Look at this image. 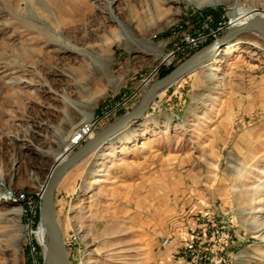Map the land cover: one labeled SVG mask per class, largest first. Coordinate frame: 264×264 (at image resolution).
<instances>
[{"label":"rangeland","instance_id":"obj_1","mask_svg":"<svg viewBox=\"0 0 264 264\" xmlns=\"http://www.w3.org/2000/svg\"><path fill=\"white\" fill-rule=\"evenodd\" d=\"M255 14L264 0H0V264H45L40 201L57 164ZM188 36L200 41L181 51ZM228 43L238 49L160 91L115 136L130 141L104 143L62 177L72 264H194L181 237L198 233L200 264H264V37ZM86 123L95 133L70 151Z\"/></svg>","mask_w":264,"mask_h":264},{"label":"water","instance_id":"obj_2","mask_svg":"<svg viewBox=\"0 0 264 264\" xmlns=\"http://www.w3.org/2000/svg\"><path fill=\"white\" fill-rule=\"evenodd\" d=\"M253 28H257L260 34L264 37V17L256 16L245 25L231 27L226 34L216 38L207 46L199 49L170 73L157 79L145 91L132 111L123 114L117 120L94 135L52 171L40 201V221L44 220L47 229V237L45 241V264L53 261L55 264H72L62 234V228L58 222L55 203L57 186L66 172L82 161L94 149L107 142L110 138L117 135L133 122L144 117L150 104L165 87L170 85L173 81L179 80L187 73L202 66L214 55L217 48L226 45L238 34L249 32Z\"/></svg>","mask_w":264,"mask_h":264},{"label":"bare ground","instance_id":"obj_3","mask_svg":"<svg viewBox=\"0 0 264 264\" xmlns=\"http://www.w3.org/2000/svg\"><path fill=\"white\" fill-rule=\"evenodd\" d=\"M188 1H192V0H188ZM199 5L200 6H202V2H200L199 3ZM108 9L110 10V4L108 5ZM111 12V11H110ZM256 16H262V17H264V15H262V14H255V15H253L251 18H249L248 20H246L245 22H243V20L242 19H235L234 21H233V23H232V26H230L229 28H231V27H238V26H241V25H245L246 23H248L250 20H252L254 17H256ZM64 28H66V27H64ZM228 28V29H229ZM249 32H258V34H260V32H259V30L257 29V28H253L251 31H249ZM134 40V39H133ZM200 40L199 39H197L196 41H195V43H197V42H199ZM144 46V45H143ZM72 47H74V46H72ZM92 49L94 48V47H91ZM144 48H146V50L147 51H149V52H152V53H154L157 57H159V56H162L163 57V60L164 61H168V60H170L171 58H172V55L171 54H164L163 53V50L161 49V48H159L158 46H156V45H153V44H150V45H146V46H144ZM74 49H77L76 47H74ZM78 49H81V48H79L78 47ZM236 49H238V47H236V45L235 44H232V43H228V44H226V45H222V46H220L219 48H217L216 50H215V53H214V55L209 59V60H207L203 65H209V63H212L213 62V64H215V62L217 63V58L219 57V55L220 54H222V53H224V52H230V51H234V50H236ZM2 54V53H1ZM28 53H26V52H21V54H20V56H22L23 58H26V59H28ZM213 67V66H212ZM212 69V68H211ZM214 69V68H213ZM176 81H178V80H175V81H173L171 84H173L174 82H176ZM170 84V85H171ZM170 85H168V86H170ZM167 86V87H168ZM167 87H165V88H167ZM164 88V89H165ZM130 126V125H129ZM128 128V127H127ZM126 129V128H125ZM123 131V130H122ZM120 133V132H119ZM116 136V135H115ZM115 136H113L112 138H110L108 141H109V143H114V141H116V139H117V141L119 140V141H122V143L123 142H127V141H130V136H128V135H124V134H120V135H118L117 137H115ZM115 137V138H114ZM107 141V142H108ZM106 143V142H105ZM104 144V143H103ZM102 144V145H103ZM102 145H100V146H102ZM99 146V147H100ZM99 147H97V148H99ZM96 148V149H97ZM95 150V149H94ZM68 158V157H67ZM66 158V159H67ZM60 158L58 157L57 158V160H59ZM63 162V161H62ZM61 162V163H62ZM60 164V163H59ZM59 164H57L53 169H52V171L59 165ZM100 170H102V169H97V170H95V175H99L100 173ZM52 171H51V173H52ZM49 179V178H48ZM47 182V181H46ZM45 182V184L43 185V191H44V189H45V187H46V183ZM98 182H100V180L98 179V178H95L93 181H92V183H93V185L91 186V187H87V188H89V189H91V188H93L94 187V184H97ZM43 191H42V193H43ZM42 195V194H41ZM15 214L16 215H21V211L19 210V211H16L15 212ZM38 235H39V237L41 238V240H42V242H43V244H44V247L46 248V237H47V229H46V224H45V222H44V220H42V221H40V225H39V228H38ZM48 264H55L54 263V261L53 262H51V263H48Z\"/></svg>","mask_w":264,"mask_h":264},{"label":"built area","instance_id":"obj_4","mask_svg":"<svg viewBox=\"0 0 264 264\" xmlns=\"http://www.w3.org/2000/svg\"><path fill=\"white\" fill-rule=\"evenodd\" d=\"M198 37L200 36L192 37L193 40H191L189 39L190 37L188 36L187 43L183 46L181 51L186 50L188 45L194 44ZM91 133L93 134L95 133L93 124L86 123L82 125V127L77 128L70 137L69 147H68L70 151H73L76 147L82 145L84 141L90 137ZM170 243H171V238L169 236H164L162 239V246H167ZM203 243H204V238L198 233L197 237L194 240H190L182 243L180 247V251L181 253H183L184 256L189 257L192 263L194 264L203 263L205 260H207L205 248L202 247Z\"/></svg>","mask_w":264,"mask_h":264},{"label":"crops","instance_id":"obj_5","mask_svg":"<svg viewBox=\"0 0 264 264\" xmlns=\"http://www.w3.org/2000/svg\"><path fill=\"white\" fill-rule=\"evenodd\" d=\"M192 239H194V235L191 237V236H185V237H181V241H190V240H192ZM175 255H172V257H174ZM176 258V257H175ZM185 261H187L186 259H184V258H179V261H177V262H180V263H183V262H185Z\"/></svg>","mask_w":264,"mask_h":264}]
</instances>
